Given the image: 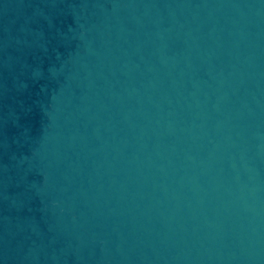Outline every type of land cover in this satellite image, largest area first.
Here are the masks:
<instances>
[{
	"label": "water",
	"instance_id": "water-1",
	"mask_svg": "<svg viewBox=\"0 0 264 264\" xmlns=\"http://www.w3.org/2000/svg\"><path fill=\"white\" fill-rule=\"evenodd\" d=\"M0 264H264V0H0Z\"/></svg>",
	"mask_w": 264,
	"mask_h": 264
}]
</instances>
